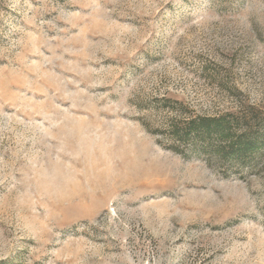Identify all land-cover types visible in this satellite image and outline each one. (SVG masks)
Wrapping results in <instances>:
<instances>
[{"label": "rangeland", "instance_id": "obj_1", "mask_svg": "<svg viewBox=\"0 0 264 264\" xmlns=\"http://www.w3.org/2000/svg\"><path fill=\"white\" fill-rule=\"evenodd\" d=\"M264 115V0H0V264H264V153L171 126Z\"/></svg>", "mask_w": 264, "mask_h": 264}, {"label": "trees", "instance_id": "obj_2", "mask_svg": "<svg viewBox=\"0 0 264 264\" xmlns=\"http://www.w3.org/2000/svg\"><path fill=\"white\" fill-rule=\"evenodd\" d=\"M179 141L218 161L256 163L264 153V115L252 106L212 117H194L171 126Z\"/></svg>", "mask_w": 264, "mask_h": 264}]
</instances>
